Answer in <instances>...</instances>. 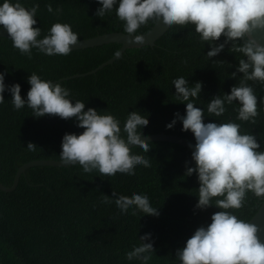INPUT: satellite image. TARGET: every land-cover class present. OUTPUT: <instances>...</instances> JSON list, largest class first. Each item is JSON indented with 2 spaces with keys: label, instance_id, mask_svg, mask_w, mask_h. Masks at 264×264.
<instances>
[{
  "label": "trees",
  "instance_id": "trees-1",
  "mask_svg": "<svg viewBox=\"0 0 264 264\" xmlns=\"http://www.w3.org/2000/svg\"><path fill=\"white\" fill-rule=\"evenodd\" d=\"M4 0H0L2 4ZM26 8L38 3L37 24L41 37L47 35L54 23H68L79 39L109 32H124V22L116 16L115 9L103 17L95 15L101 7L97 0H11ZM51 4L53 12L47 11ZM118 7V4L116 5ZM61 8L57 14L55 10ZM153 23L134 34L147 32ZM0 27H3L0 25ZM126 33V32H125ZM221 37L216 43H223ZM121 43L110 42L84 49L73 50L67 56H47L33 48L32 58L19 52L7 37H0V73H5L7 86L20 84L21 96L27 100L30 89L28 77L35 72L42 79L57 81L60 78L84 73L111 58ZM225 46L218 56L207 57L211 46L202 42L195 26L173 25L153 46L127 48L113 63L94 74L62 80L70 90L73 103H85V111L94 108L98 114L114 115L123 126L129 112L138 111L149 123L140 129L143 135L170 133L195 141L191 131H183L181 117L186 115V103L204 110V123L235 122L241 125V134H253L264 151V84L254 81L253 87L259 100L256 123L237 119L234 101L225 104L226 111L217 117L207 111L211 99L230 94L239 86L242 73L232 78L238 62L245 58L241 53L230 52ZM223 61V62H221ZM184 77L189 87L202 82L199 98L177 100L174 79ZM0 104V182L10 186L19 166L37 159L60 160L63 136L81 134L75 118L61 119L45 115L33 117L25 105L15 110L11 93H3ZM172 128L166 127L173 120ZM37 146L29 151L27 144ZM150 151L133 146L132 154L150 160L151 167L138 165L135 175L117 173L101 176L97 170L85 173L79 164L72 166L34 165L20 176L17 187L10 192L0 189V264H142L128 260L126 253L141 244L140 237L150 234L145 243H153L155 253L148 264H180L178 249L186 245L194 232L211 223V216L221 211L215 206L196 208L199 181L196 173L186 176L187 167H195L193 149L166 141L149 142ZM117 196L131 197L133 193L147 195L158 216L147 215L133 209L122 213L115 204ZM103 195L111 203H103ZM261 200L251 192L244 207L229 211L239 219L249 221L261 206Z\"/></svg>",
  "mask_w": 264,
  "mask_h": 264
},
{
  "label": "clouds",
  "instance_id": "clouds-1",
  "mask_svg": "<svg viewBox=\"0 0 264 264\" xmlns=\"http://www.w3.org/2000/svg\"><path fill=\"white\" fill-rule=\"evenodd\" d=\"M101 5L95 15L103 17L115 9L116 16L124 22V32L133 36L141 26L149 21L153 24L162 23L186 26L192 24L202 42L211 46L207 57L212 59L221 53L225 46L231 44L230 52L241 53L237 72L242 73L239 86H233L230 94L223 98L213 97L207 111L219 117L226 111L225 104L239 103L236 109L237 119L256 123L259 115L258 98L253 87L247 82L254 81L264 84V42L254 38L255 33H264V0H97ZM118 4V7L116 6ZM47 11L53 12L51 4ZM39 4L29 9L19 2L4 0L0 4V25L7 31L15 49L29 59L32 49L37 48L47 56L69 55L72 46L79 44V35L68 23H54L49 33L41 37V29L37 24L36 14ZM57 14L61 8L55 10ZM224 37V42H216ZM136 40L141 37L136 36ZM119 55V53H117ZM223 62V61H221ZM5 73H0V104L4 103L3 93L7 89L12 95V105L20 110L27 105L33 117L45 115L58 116L61 119L75 118L77 127L84 129L79 134H65L62 138L60 160L65 165L82 166L85 173L97 170L101 176L111 177L117 173L135 175L138 165L151 167L150 160L142 155L132 154V148L140 147L149 152L148 140L142 139L140 131L149 120L138 111L129 112L123 126L122 136L120 121L111 114H98L94 108L85 111V103L69 98L70 90L60 82L42 79L33 72L28 77L30 89L27 100L21 96V86L16 83L7 86L4 82ZM175 86L177 100L189 101L199 98L202 82L189 87V81L179 77L172 81ZM186 103V115L181 117L183 131H191L195 138L192 160L195 167H187L186 176L196 173L199 181L198 203L196 208L206 209L215 206L221 211L211 216L207 227H199L186 241V245L176 252L180 264H264V242L261 241L262 229L258 224L239 219L231 209L244 207L247 194L264 200V151L253 134H241V125L235 122L204 123V110ZM174 119L166 127L172 128ZM191 148L192 145L190 144ZM29 151H36L37 146L29 142ZM116 197L115 204L122 213L133 209L147 215L158 216L157 208L151 206L147 195L133 193L131 197L112 192ZM103 203H111L107 195H103ZM141 244L134 246L126 253L128 260H139L148 264L155 253L153 243H145L150 234L140 238Z\"/></svg>",
  "mask_w": 264,
  "mask_h": 264
},
{
  "label": "water",
  "instance_id": "water-1",
  "mask_svg": "<svg viewBox=\"0 0 264 264\" xmlns=\"http://www.w3.org/2000/svg\"><path fill=\"white\" fill-rule=\"evenodd\" d=\"M169 28L167 26H165L161 21L157 25L153 24V26L147 32L140 33V34H133V36H129L125 32L118 31V32H109V33H104V34H98V35L93 36V37L80 39V42L78 45L72 46L73 50L84 49V48L93 47V46H97V45H101V44H105V43H110V42L121 43V47L116 52V54H114L108 60L99 64L96 68H94L90 71L84 72V73H78V74H74L71 76L63 77V78H60L57 81H53V82H60L62 80H68V79H71L74 77H80V76H85V75H89V74H94L99 69L105 67L108 64L113 63L118 57H120L124 53V51L127 48L140 47V46H144V45L153 46L155 44L156 40L158 38H160ZM136 36L141 37V39L136 40L135 39ZM0 37L9 38L7 31L3 27H0ZM254 38L257 39L258 41L264 42V33H255ZM117 53H119V55H117ZM141 138L142 139L146 138L148 140V142L166 141V142L180 144V145L188 147V148H190L189 145L191 144L192 145L191 149H193V150H194V146L196 143V141L191 140V139L186 138V137H183V136H180L178 134H170V133H164V132L143 135ZM34 165H52V166H62V167L70 166V165L63 164L61 162V160H56V159L31 160V161H28V162H26V163H24L18 167V169L14 175L13 182L10 186H6L0 182V189L3 191H6V192L13 191L18 185V182H19V179H20V176L22 175V173H24L28 167L34 166ZM248 222L256 223L262 229H264V201L261 204V206L258 208L256 213L252 216V218ZM260 237H261V241L264 242V231L261 232Z\"/></svg>",
  "mask_w": 264,
  "mask_h": 264
}]
</instances>
